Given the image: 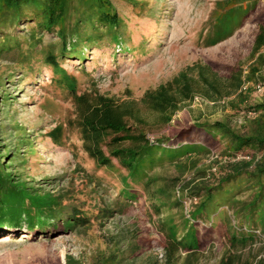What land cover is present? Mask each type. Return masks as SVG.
<instances>
[{"label": "trees", "instance_id": "obj_1", "mask_svg": "<svg viewBox=\"0 0 264 264\" xmlns=\"http://www.w3.org/2000/svg\"><path fill=\"white\" fill-rule=\"evenodd\" d=\"M124 1L135 8L148 9L144 0ZM262 6L264 0L215 1L202 40L204 46H215L231 38L253 18L257 29L249 70L244 74L243 64L228 65V76L224 78L210 73L209 66L196 64L146 90L140 102L156 115L157 123L169 124L198 92L211 98L236 94L231 101L236 108L239 102L246 101L251 82L255 87L264 85V53L260 52L264 47ZM129 32L127 20L113 0H0V59L22 64L30 76L41 75L44 67L49 68L50 86L74 102L76 117L70 121V127L79 131L83 151L94 159L97 168L114 169L118 165L119 170L126 172L120 175L116 198L110 205L100 207L95 217L107 219L125 214L139 200V186L147 193L151 214L159 216L156 227L164 242L162 259L149 257L143 264H198L199 253L207 245L205 237H200L198 222L212 221L207 230L212 232L215 218L224 223L230 247L254 244L264 235V92L262 99L246 107L255 115L244 131L236 130L226 120H197L168 137L150 138L138 101H119L98 90L83 91L79 77L64 65L75 59L83 62L89 58L90 50L104 51L107 46L126 52ZM46 37H56L59 42L46 43ZM195 70L198 77L193 74ZM244 81L249 82L247 89H242ZM2 102H12L8 93L0 92V115ZM64 127L60 123L48 133L58 145L63 144ZM15 136L18 140L14 150H4L5 144L0 143V237L22 233L54 237L71 234L92 223L93 217L71 201L69 191H44L22 173L13 171L16 163L27 164L28 157L23 152L35 154L33 141L21 125H15ZM220 143L224 145L221 154L227 161L212 183L181 182L179 176L155 174L165 164L176 167L180 173L186 170L187 163L197 168L201 157L210 155ZM238 154L250 158L235 159ZM197 174H205V170L199 169ZM189 199L192 202L186 208L185 201ZM107 239V249L97 251L92 264H140L139 243L126 245L127 236L122 231ZM232 248L217 264H264L263 256L244 258ZM57 264L84 262L67 253L65 263L58 259Z\"/></svg>", "mask_w": 264, "mask_h": 264}, {"label": "rangeland", "instance_id": "obj_2", "mask_svg": "<svg viewBox=\"0 0 264 264\" xmlns=\"http://www.w3.org/2000/svg\"><path fill=\"white\" fill-rule=\"evenodd\" d=\"M144 1L147 2L146 10L135 8L124 0H113L130 30L125 43L126 52L107 46L104 51L90 50L89 58L83 62L76 59L65 62V67L79 77L80 89L98 90L119 101H138L148 123L144 128L150 138L168 137L197 120H226L236 130L244 131L249 119L255 115L246 111V107L262 99L252 82L246 101L239 102L238 107L231 105L236 94L211 98L198 92L195 96L199 100L184 104L167 125L157 123L156 115L140 100L146 90L171 80L180 71L196 64L209 66L210 73H218L224 78L228 76V65L243 64L244 73L248 72L257 29L253 18L231 38L206 47L202 40L216 0ZM45 41L58 43L59 39L46 37ZM27 72L16 61L0 59L3 83L0 92L8 93L12 101L1 103L0 143L5 144L4 150H14L18 140L15 125H21L33 141L35 154L23 152L28 157L27 164L19 166L16 163L12 166L13 171L22 173L31 184L44 191H69L73 197L71 201L89 212L93 221L71 234L34 237L22 233L9 242H0V264H57L58 259L65 263L67 253L80 258L84 264H92L97 251L107 249V237L121 231L127 236L126 245L134 242L141 245L138 263L143 264L153 256L162 259L164 241L156 227L159 216L154 212L151 214L150 200L140 186L137 188L141 195L139 200L133 202L125 214L118 213L107 219L95 217L100 207L110 205L116 198L121 185L120 175L126 172L118 169L116 160L114 169L97 168L94 159L83 151L79 131L70 127V121L76 117L74 102L50 86L49 68L44 67L38 76H30ZM193 74L199 76L197 70ZM60 123L65 126L62 145L56 144L48 135ZM25 147L23 145L22 151ZM223 148L220 143L213 149V154L202 156L197 168L187 163L186 170L180 173L176 167L165 164L158 167L155 174L179 176L181 182L212 183L225 168L227 158L221 154ZM199 169L205 170V174H197ZM211 222H198L200 237L207 241L199 253L198 264H217L232 248L224 223L215 218L216 225L209 232ZM232 251L240 252L244 258L264 257V235L254 244L232 248ZM182 255L185 256V252Z\"/></svg>", "mask_w": 264, "mask_h": 264}, {"label": "built area", "instance_id": "obj_3", "mask_svg": "<svg viewBox=\"0 0 264 264\" xmlns=\"http://www.w3.org/2000/svg\"><path fill=\"white\" fill-rule=\"evenodd\" d=\"M260 52L264 53V47L261 49ZM246 73H247V71H245L244 74H246ZM248 86H249V82L244 81L242 89H247ZM256 89H257V91H259L262 94L264 92V85L258 84L256 86ZM198 100H199V97L198 96H194L193 102H196ZM244 158L249 159L250 156L249 155L238 154L237 157H235V159H244ZM191 202H192V199H189V200L185 201L186 208H188L190 206ZM257 232H259V231H257Z\"/></svg>", "mask_w": 264, "mask_h": 264}, {"label": "bare ground", "instance_id": "obj_4", "mask_svg": "<svg viewBox=\"0 0 264 264\" xmlns=\"http://www.w3.org/2000/svg\"><path fill=\"white\" fill-rule=\"evenodd\" d=\"M12 239L10 235H3L0 237V242H9Z\"/></svg>", "mask_w": 264, "mask_h": 264}]
</instances>
